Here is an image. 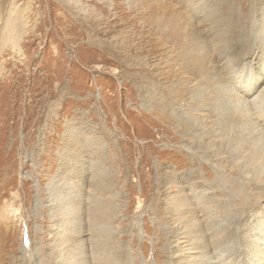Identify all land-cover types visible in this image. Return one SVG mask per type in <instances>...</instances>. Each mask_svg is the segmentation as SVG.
Here are the masks:
<instances>
[{
  "label": "rangeland",
  "instance_id": "1",
  "mask_svg": "<svg viewBox=\"0 0 264 264\" xmlns=\"http://www.w3.org/2000/svg\"><path fill=\"white\" fill-rule=\"evenodd\" d=\"M191 1L214 6L234 33L236 61L247 75L262 76L264 0ZM151 18L142 0H0V264H59L52 205L89 192L74 146L82 133L99 143L112 172L118 209L108 228L122 264H172L169 194L179 195L186 182L164 174L189 171L220 188L224 214L215 228L230 234L235 264L252 263L235 222L249 207L261 210L264 193L234 183L224 167L217 175L186 148L193 141L166 110L175 72L164 66L168 48ZM7 22L17 42L3 36Z\"/></svg>",
  "mask_w": 264,
  "mask_h": 264
},
{
  "label": "bare ground",
  "instance_id": "2",
  "mask_svg": "<svg viewBox=\"0 0 264 264\" xmlns=\"http://www.w3.org/2000/svg\"><path fill=\"white\" fill-rule=\"evenodd\" d=\"M142 2L159 38H165L168 59L164 66L175 72L166 110L175 119L180 134L193 141L186 148L210 163L217 175L224 167L234 176V183L239 178L248 191L264 193V85H260L264 79V59L259 60L262 76L247 75L232 51L234 33L218 18L214 6L203 7L191 0H183L182 6L175 0ZM7 25L8 22L2 27ZM11 27L3 29V36H11L17 42L16 29ZM260 51L264 52V46ZM97 144L90 134L82 133L74 139L76 150L80 149L77 163L83 167L80 182L89 192L81 198L70 192V204L52 205L60 249L55 258H59V264H122L126 258L112 241L108 228L118 209V193L111 185L112 172L104 168L107 164L103 150ZM164 175L170 182H186L179 195L169 194L167 251L172 264H235L237 259L227 253L230 234L215 228L224 214L218 202L220 188L213 187L197 171H189L183 177L173 172ZM259 201L261 210L255 211L249 205L235 222L243 256L251 259V264H264V198ZM83 214L89 228L85 240L81 236ZM65 215L72 218L68 229Z\"/></svg>",
  "mask_w": 264,
  "mask_h": 264
}]
</instances>
